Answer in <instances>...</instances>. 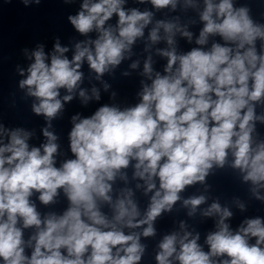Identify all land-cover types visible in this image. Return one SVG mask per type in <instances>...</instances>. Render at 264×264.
Masks as SVG:
<instances>
[{
  "label": "clouds",
  "instance_id": "1",
  "mask_svg": "<svg viewBox=\"0 0 264 264\" xmlns=\"http://www.w3.org/2000/svg\"><path fill=\"white\" fill-rule=\"evenodd\" d=\"M134 2L151 9L82 0L67 19L83 39L65 46L57 38L47 53L43 44L23 50L31 62L17 66L18 87L43 117L44 139L36 146L35 130L0 122V264H142L158 220L181 210L188 219L160 236L155 264H264V217L233 228L232 206L243 213L246 202L209 203L207 183L230 169L264 203V23L235 0ZM164 10H192L198 21L158 19ZM197 22L198 35L190 30ZM178 38L195 46L184 51ZM138 42L142 69L133 59ZM125 61L142 77L138 102L100 103L102 91L116 99L104 77L114 79ZM76 99L98 106L70 117L65 153L53 121ZM198 184L201 193L183 195ZM197 216L214 222L202 243L189 223Z\"/></svg>",
  "mask_w": 264,
  "mask_h": 264
}]
</instances>
